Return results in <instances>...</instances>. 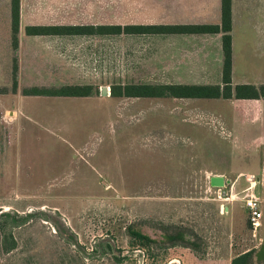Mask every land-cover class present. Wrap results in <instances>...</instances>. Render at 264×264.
Here are the masks:
<instances>
[{
  "label": "rangeland",
  "instance_id": "374dc122",
  "mask_svg": "<svg viewBox=\"0 0 264 264\" xmlns=\"http://www.w3.org/2000/svg\"><path fill=\"white\" fill-rule=\"evenodd\" d=\"M69 2L34 1L49 15ZM72 2L79 23L81 5L105 4V25L123 4ZM27 26L14 50L0 0V264H230L264 245V223L252 229L241 199L254 183L264 202V99L233 87L231 98L112 97V86L161 81L141 80L114 34L28 36ZM236 66L237 86L264 91V47H244ZM76 85L92 94H29Z\"/></svg>",
  "mask_w": 264,
  "mask_h": 264
},
{
  "label": "crops",
  "instance_id": "0c3cea01",
  "mask_svg": "<svg viewBox=\"0 0 264 264\" xmlns=\"http://www.w3.org/2000/svg\"><path fill=\"white\" fill-rule=\"evenodd\" d=\"M19 1V31L23 20L33 26H104L100 18H105V4L99 2L84 4L82 14L84 22H73L77 15L75 4L65 6L55 4L49 15V6H40L36 0ZM33 1V2H31ZM58 1V0H55ZM99 1V0H96ZM117 4V26H219L221 23V0H121ZM9 9V0H5ZM77 6V5H76ZM50 8V9H51ZM79 8V7H78ZM38 10L40 12H38ZM45 15V16H44ZM39 17L51 19L38 22ZM28 27V26H27ZM68 36V35H67ZM77 36V35H69ZM84 36V35H79ZM86 36V35H85ZM88 36V35H87ZM97 40L104 35L97 34ZM117 47L129 46L131 60L141 64L145 72L143 79L161 81V86H220L222 88V33L212 34H117ZM231 87L235 79H243L236 66L242 58L243 48L264 47V0H231ZM58 37V36H56ZM119 41V42H118ZM119 44V45H118ZM99 47V46H97ZM239 48V54H237ZM99 54V50L95 52ZM119 53L117 57H125ZM127 61V60H126ZM126 63V62H122ZM151 67V68H150ZM150 72V73H149ZM255 87V85H252ZM257 86V85H256ZM256 88V87H255ZM258 88V87H257ZM259 98L247 99L260 103L264 91L258 88ZM260 110L259 104L251 106L244 113L249 116L251 110ZM244 115V117H246ZM254 184V183H251ZM254 185H252V188ZM253 191V190H252ZM251 191V192H252ZM254 193V192H253ZM264 211V202L262 201ZM248 222V217H247ZM264 221H261V225ZM249 224V223H248ZM247 251V250H246ZM243 251V252H246ZM232 260V258H231Z\"/></svg>",
  "mask_w": 264,
  "mask_h": 264
},
{
  "label": "trees",
  "instance_id": "16d2710c",
  "mask_svg": "<svg viewBox=\"0 0 264 264\" xmlns=\"http://www.w3.org/2000/svg\"><path fill=\"white\" fill-rule=\"evenodd\" d=\"M19 1L10 0V19L12 32V45L14 50L18 47L19 31ZM231 0H221V23L219 26H193V25H152V26H28L25 33L28 36H63V35H117V34H212L222 33V88L220 86H151L126 85L124 87L112 86V97L124 96L127 98L145 97H173L181 99H218L231 98ZM16 72V71H15ZM31 95L88 97L92 94L90 85L64 86L58 89H32ZM234 96L237 99H257L259 91L252 85L234 87ZM8 213H5L6 216ZM9 215V214H8ZM8 217V216H7ZM26 218V217H25ZM26 220V219H24ZM141 244H148V240L136 233H131ZM14 246V245H13ZM13 248V247H11ZM230 264H264V245L258 250H248L237 254Z\"/></svg>",
  "mask_w": 264,
  "mask_h": 264
},
{
  "label": "built area",
  "instance_id": "2783aa9c",
  "mask_svg": "<svg viewBox=\"0 0 264 264\" xmlns=\"http://www.w3.org/2000/svg\"><path fill=\"white\" fill-rule=\"evenodd\" d=\"M252 185L253 184H251L250 188L243 190V192L246 193L241 199L248 215V223L253 230H256L261 225V221H264V211L262 208V201L251 192Z\"/></svg>",
  "mask_w": 264,
  "mask_h": 264
},
{
  "label": "water",
  "instance_id": "95a60500",
  "mask_svg": "<svg viewBox=\"0 0 264 264\" xmlns=\"http://www.w3.org/2000/svg\"><path fill=\"white\" fill-rule=\"evenodd\" d=\"M102 94L103 95H106V88H103L102 89ZM222 179L221 178H213L212 180H211V183L213 184V185H222Z\"/></svg>",
  "mask_w": 264,
  "mask_h": 264
}]
</instances>
